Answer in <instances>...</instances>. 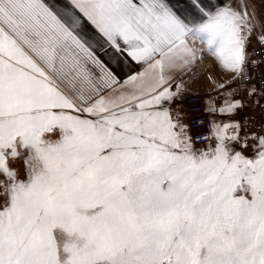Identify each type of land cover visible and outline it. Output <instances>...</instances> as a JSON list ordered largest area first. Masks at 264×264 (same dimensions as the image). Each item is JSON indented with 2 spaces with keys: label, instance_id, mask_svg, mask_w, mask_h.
Segmentation results:
<instances>
[{
  "label": "snow or ice",
  "instance_id": "snow-or-ice-1",
  "mask_svg": "<svg viewBox=\"0 0 264 264\" xmlns=\"http://www.w3.org/2000/svg\"><path fill=\"white\" fill-rule=\"evenodd\" d=\"M192 3L199 19L169 0H0V149L22 137L36 152L34 178L0 209V264H61L57 227L75 237L66 264H264V134L250 157L228 134L239 124L213 121L216 142L198 151L168 106L203 59L197 41L248 78L251 19L227 0ZM98 47L141 70L121 79ZM236 91L221 115L244 106ZM53 126L66 134L45 145ZM0 169L14 176L2 151Z\"/></svg>",
  "mask_w": 264,
  "mask_h": 264
},
{
  "label": "built area",
  "instance_id": "built-area-1",
  "mask_svg": "<svg viewBox=\"0 0 264 264\" xmlns=\"http://www.w3.org/2000/svg\"><path fill=\"white\" fill-rule=\"evenodd\" d=\"M262 35L264 31H258L247 40V79H238L239 73H236L231 85L222 92L191 95L185 99L183 110L196 148H203L212 143V122L215 118L208 113V102L212 101V107L220 109L224 106L225 94L233 89L237 91L231 99L242 100L244 106L229 115V123L239 124L240 127H230L228 134L238 133L239 144L242 145L247 140L249 149H252L251 145L255 143L252 138L256 137L258 140L259 136L264 134V43L260 41ZM251 87L259 91L248 97L245 90Z\"/></svg>",
  "mask_w": 264,
  "mask_h": 264
},
{
  "label": "crops",
  "instance_id": "crops-1",
  "mask_svg": "<svg viewBox=\"0 0 264 264\" xmlns=\"http://www.w3.org/2000/svg\"><path fill=\"white\" fill-rule=\"evenodd\" d=\"M61 2H63V0H61ZM169 2L175 8L178 14L187 17L188 19H199L200 14L193 6L192 0H169ZM227 2L236 10L241 12L246 11L248 13L252 23V32L247 37V40L251 38L255 32L264 30L257 24V21H264V0H227ZM49 3L55 5L57 0H49ZM203 3L208 4L209 0H203ZM216 5L217 0H211L210 6L214 7ZM100 43L104 44V41L101 40ZM105 47L107 46L105 45ZM195 47L198 49H204L202 52L203 59L195 64V66H193L186 73L178 74V80L183 82L184 91L180 98L174 100L170 105H168L173 118L178 120L180 123L183 119V124L184 122L187 123V120H185L186 115L183 110V102L187 96L222 92L231 85L236 74V72H231L224 69L218 59L208 53L205 49V46L199 41L196 42ZM97 54L102 60L108 63L110 67H123L124 71L118 72V75L121 79H123L125 74L129 71L136 72L141 70V65L132 62L130 58L127 57L126 53H117L111 48L105 52L102 48L98 47ZM222 84L225 85L224 88L220 87ZM216 110L217 111L214 113L209 111L208 113L215 117V121L217 123L220 121V123L223 124L226 115H221L218 111L219 109Z\"/></svg>",
  "mask_w": 264,
  "mask_h": 264
},
{
  "label": "rangeland",
  "instance_id": "rangeland-1",
  "mask_svg": "<svg viewBox=\"0 0 264 264\" xmlns=\"http://www.w3.org/2000/svg\"><path fill=\"white\" fill-rule=\"evenodd\" d=\"M257 24L262 29H264V21H257ZM185 99H184V102H185ZM228 118H229V114L225 116V119H224L225 121L223 120L224 123H228ZM182 120H181V124H183V121H184ZM185 120H187L186 117H185ZM183 125L186 127L188 134L191 136V131L188 125V121L187 123L184 122ZM65 134H66L65 131L61 129L59 126H53L52 130L49 132H45L42 135L41 139L42 141H44L45 145H55L57 142H60L63 139ZM67 134L69 135L71 134L70 129L67 131ZM215 142L216 141L213 138L212 143L210 145H214ZM210 145L203 147V148L195 147V149L198 151H207ZM233 147L239 148L240 147L239 142L238 143L234 142ZM14 149H15L16 155H13ZM14 149L13 147H9L7 149H0V151L3 152L4 157L6 159V167L8 168L9 171L14 173L15 180L27 185L31 182V178H34V177H30L31 170H30L28 161L31 160L32 162H34V158L36 155L35 149L31 145L25 146L22 137L16 138V140L14 141ZM253 151H254L253 148L248 149L247 154L251 157L253 154ZM40 167L41 169L43 168L42 163ZM0 181L4 182L3 186H0V209H2L3 206H5L6 204L7 206H10L11 204V196L8 193L4 192V188L7 185L12 183V180L7 176V174L4 172L3 169H0ZM244 188H250V186L246 184L243 185V188L238 189L237 192L234 193V196L238 198L242 195H250V193H246L243 190ZM98 210L100 209H94V210L90 209V210H80V211L83 214L92 215V214H95V212ZM53 238L56 239L57 241L61 264H66L70 254L67 252H64L63 247L67 242H69L70 239H75V237L74 236L70 237L69 234L64 229L57 227L53 230Z\"/></svg>",
  "mask_w": 264,
  "mask_h": 264
},
{
  "label": "clouds",
  "instance_id": "clouds-1",
  "mask_svg": "<svg viewBox=\"0 0 264 264\" xmlns=\"http://www.w3.org/2000/svg\"><path fill=\"white\" fill-rule=\"evenodd\" d=\"M30 161H28L29 163ZM8 176V175H7ZM9 177V176H8ZM11 180H12V183L7 185L5 188H4V192H7L10 196H11V193H12V186L13 184H19L21 182H18L15 180V176H12V177H9ZM4 182L3 181H0V186H3Z\"/></svg>",
  "mask_w": 264,
  "mask_h": 264
}]
</instances>
